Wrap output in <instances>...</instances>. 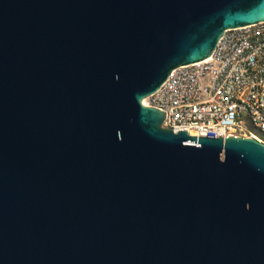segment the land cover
<instances>
[{"label": "water", "instance_id": "1", "mask_svg": "<svg viewBox=\"0 0 264 264\" xmlns=\"http://www.w3.org/2000/svg\"><path fill=\"white\" fill-rule=\"evenodd\" d=\"M259 22L264 0H0V264H264V144L139 103Z\"/></svg>", "mask_w": 264, "mask_h": 264}, {"label": "built area", "instance_id": "2", "mask_svg": "<svg viewBox=\"0 0 264 264\" xmlns=\"http://www.w3.org/2000/svg\"><path fill=\"white\" fill-rule=\"evenodd\" d=\"M207 60L175 68L143 106L164 111L160 128L173 134L263 144L252 129L264 134V22L224 30Z\"/></svg>", "mask_w": 264, "mask_h": 264}, {"label": "trees", "instance_id": "3", "mask_svg": "<svg viewBox=\"0 0 264 264\" xmlns=\"http://www.w3.org/2000/svg\"><path fill=\"white\" fill-rule=\"evenodd\" d=\"M252 131L254 132V134L261 139L264 142V134L263 133H259L258 131L252 129Z\"/></svg>", "mask_w": 264, "mask_h": 264}, {"label": "bare ground", "instance_id": "4", "mask_svg": "<svg viewBox=\"0 0 264 264\" xmlns=\"http://www.w3.org/2000/svg\"><path fill=\"white\" fill-rule=\"evenodd\" d=\"M147 98H148V96H145V97H143V98H140V99H139V103L143 106V104H144V102H145V100H146ZM251 139H254V140L260 142L256 137H252Z\"/></svg>", "mask_w": 264, "mask_h": 264}, {"label": "rangeland", "instance_id": "5", "mask_svg": "<svg viewBox=\"0 0 264 264\" xmlns=\"http://www.w3.org/2000/svg\"><path fill=\"white\" fill-rule=\"evenodd\" d=\"M263 144H264V142H263Z\"/></svg>", "mask_w": 264, "mask_h": 264}]
</instances>
